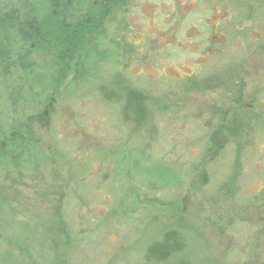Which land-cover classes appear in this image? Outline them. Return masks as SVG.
Here are the masks:
<instances>
[{
    "label": "rangeland",
    "instance_id": "1",
    "mask_svg": "<svg viewBox=\"0 0 264 264\" xmlns=\"http://www.w3.org/2000/svg\"><path fill=\"white\" fill-rule=\"evenodd\" d=\"M125 3L99 31L112 56L73 88L74 73L56 80L58 58L31 46L37 68L29 87L47 113L29 118L27 137L49 147L42 146L56 165L52 177L21 171L0 151V264H152L147 250L169 230L185 249L164 264H264V0ZM16 77L0 80V113ZM130 91L148 97L138 125L106 101L115 93L123 105ZM67 111L78 117L73 124ZM72 128L97 130L98 150L117 146L116 177L103 178V163L92 160V180L66 185L57 154L72 164L78 138L55 135ZM132 161L176 173L177 184L127 176Z\"/></svg>",
    "mask_w": 264,
    "mask_h": 264
},
{
    "label": "trees",
    "instance_id": "2",
    "mask_svg": "<svg viewBox=\"0 0 264 264\" xmlns=\"http://www.w3.org/2000/svg\"><path fill=\"white\" fill-rule=\"evenodd\" d=\"M125 6V0H0V80L6 82V79L12 78L13 75L17 76L12 79L14 82L8 87L9 91H4L7 108L1 109L0 115H4L3 113L6 111L5 114H8V117L0 124V151L4 152L10 160L17 159V166L21 171L34 172L41 171L42 168L47 175L52 177L53 167L56 165L53 158L42 148L43 146L49 150V147L40 143L39 140L29 141L27 137L29 118L47 113L45 103L41 102L29 87L34 82L32 77L37 68L35 59L37 57L36 55L35 58L33 57L31 46H34L36 50L51 52L54 59L58 58V62H56L58 68L52 69L56 80H65L67 75L74 73L69 83L73 88L80 82L79 79H86L85 74L92 73L96 61L101 62L105 60V57L112 56L109 50H102L103 47L100 46L102 39L100 38L105 39V35L103 36L99 31H104L102 26L105 21L109 23L107 19L113 14V11L118 10V7L124 8ZM88 48H92L94 51H89ZM97 73L98 71L95 70L94 75ZM20 83H24L28 87L27 91H23ZM1 84L4 85L3 82ZM50 85L51 82L47 80L46 86L50 87ZM68 92L73 98H77L74 96L80 94L76 91ZM116 96L115 93H111L106 101L108 104L123 106L121 118L125 122L130 121L138 125L146 120L145 105L148 97L143 92L130 91L126 95L123 105L122 100ZM20 101H24L23 105ZM20 105L21 107H19ZM67 112L71 113L68 114L72 118L69 122L73 124L78 117L73 111ZM221 126L219 124L218 128ZM80 131L75 134V128L66 131L61 129L56 132L57 136L55 135L57 140L65 137L78 138L70 154V158L73 160L72 164L68 155L58 156L57 154V158L65 162L63 169L67 178L66 183H68L66 185L80 186L79 184L85 179L92 180L95 176L91 173L94 168L89 165V161L92 160L98 164L103 163V178L109 176L113 179L114 175L116 177L120 170L117 167L115 171H112L110 167L114 164L118 165L122 152L115 153V150L118 149L117 146L111 152L98 150L96 145L101 137L96 133L97 130L92 135L84 129L82 132ZM204 137L209 144L208 135L206 134ZM119 143L123 150L127 141L122 139ZM205 151H210L209 146ZM239 154L240 152H235L234 158H238ZM54 156L53 153L52 157ZM130 160V156L125 158L121 162V166L129 163ZM121 166L119 164V168ZM193 168L194 166L189 168V173L192 174ZM125 172L127 176L141 174L149 178L150 181L153 180L152 182L167 178L173 184L175 183L174 185L177 184L178 175L176 173L166 172L162 168L148 170L140 162L135 164L132 161L131 166L125 167ZM189 173L188 176H190ZM117 194L118 189L115 190L114 198ZM106 213V220H108L114 214V210L109 209L103 215ZM184 249L185 243L181 234L176 230H169L163 234L159 242L151 245L147 250L145 260L152 264H164L175 255L182 253Z\"/></svg>",
    "mask_w": 264,
    "mask_h": 264
},
{
    "label": "flooded vegetation",
    "instance_id": "3",
    "mask_svg": "<svg viewBox=\"0 0 264 264\" xmlns=\"http://www.w3.org/2000/svg\"><path fill=\"white\" fill-rule=\"evenodd\" d=\"M237 30V29H236Z\"/></svg>",
    "mask_w": 264,
    "mask_h": 264
}]
</instances>
